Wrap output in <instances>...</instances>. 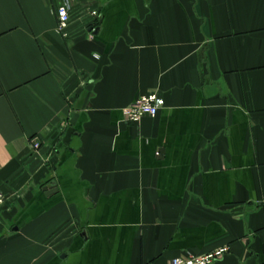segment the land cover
I'll list each match as a JSON object with an SVG mask.
<instances>
[{
    "label": "crops",
    "instance_id": "0c3cea01",
    "mask_svg": "<svg viewBox=\"0 0 264 264\" xmlns=\"http://www.w3.org/2000/svg\"><path fill=\"white\" fill-rule=\"evenodd\" d=\"M60 1L0 0V264H264V0Z\"/></svg>",
    "mask_w": 264,
    "mask_h": 264
},
{
    "label": "built area",
    "instance_id": "2783aa9c",
    "mask_svg": "<svg viewBox=\"0 0 264 264\" xmlns=\"http://www.w3.org/2000/svg\"><path fill=\"white\" fill-rule=\"evenodd\" d=\"M73 10L74 7L70 0H61L56 7V32L63 39L69 38L68 28L71 23ZM79 15L80 21L82 22L84 20L86 25L91 27L87 35L92 37V32H94L100 21L98 10L86 8ZM163 107V99L157 93H149L122 109V115L126 123L137 124L146 117L154 118ZM41 146L42 142L40 137L36 136L30 139L29 148L31 153L37 154ZM7 201L8 199L0 193V207H3ZM261 205L264 206V199L261 200ZM228 253V248L222 247L199 256L188 255L184 258H176L170 261L169 264H215L221 261Z\"/></svg>",
    "mask_w": 264,
    "mask_h": 264
},
{
    "label": "water",
    "instance_id": "95a60500",
    "mask_svg": "<svg viewBox=\"0 0 264 264\" xmlns=\"http://www.w3.org/2000/svg\"><path fill=\"white\" fill-rule=\"evenodd\" d=\"M54 186H55V185L52 184L49 188H45L44 191L50 193V192L52 191V189H54ZM49 193H48V194H49ZM50 194H51V193H50Z\"/></svg>",
    "mask_w": 264,
    "mask_h": 264
}]
</instances>
